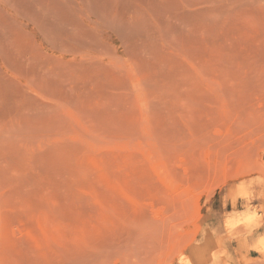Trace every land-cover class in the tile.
<instances>
[{
	"label": "rangeland",
	"instance_id": "1",
	"mask_svg": "<svg viewBox=\"0 0 264 264\" xmlns=\"http://www.w3.org/2000/svg\"><path fill=\"white\" fill-rule=\"evenodd\" d=\"M261 234L264 0H0V264H264Z\"/></svg>",
	"mask_w": 264,
	"mask_h": 264
},
{
	"label": "clouds",
	"instance_id": "2",
	"mask_svg": "<svg viewBox=\"0 0 264 264\" xmlns=\"http://www.w3.org/2000/svg\"><path fill=\"white\" fill-rule=\"evenodd\" d=\"M256 244L258 245V247L250 246L249 253L255 251L257 252L258 256L261 254H264V234H261L259 237H257ZM249 258H252V257L250 256Z\"/></svg>",
	"mask_w": 264,
	"mask_h": 264
},
{
	"label": "bare ground",
	"instance_id": "3",
	"mask_svg": "<svg viewBox=\"0 0 264 264\" xmlns=\"http://www.w3.org/2000/svg\"><path fill=\"white\" fill-rule=\"evenodd\" d=\"M254 220H255V219H254ZM233 222H236V221H233ZM233 222L228 223L229 226H231V224H232ZM257 223H258V221H256V220H255V221H252V219L249 218V219L247 220V222L245 223V225H246V226H252V225L255 226V225H257ZM241 224H242V223H241ZM245 225H244V226H245ZM241 227H242V225H241ZM231 230H232V229H231ZM234 230H235V228H234ZM239 231H240V230H239ZM228 232H229V231H228ZM232 233H233V232L231 231L230 234H232Z\"/></svg>",
	"mask_w": 264,
	"mask_h": 264
}]
</instances>
